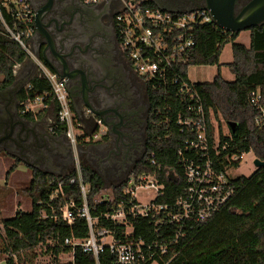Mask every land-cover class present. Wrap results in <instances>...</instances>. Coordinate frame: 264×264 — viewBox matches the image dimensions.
<instances>
[{
    "label": "built area",
    "instance_id": "1",
    "mask_svg": "<svg viewBox=\"0 0 264 264\" xmlns=\"http://www.w3.org/2000/svg\"><path fill=\"white\" fill-rule=\"evenodd\" d=\"M104 0H83L87 4H96ZM114 23L118 41L132 69L152 87L162 88L163 98L170 95L172 89L180 106L174 116V123L187 137L177 148L178 162L182 166V189L171 203L157 201L164 193V183L158 177L161 166L155 159L154 152L149 153L147 161L155 167L152 172L134 173L132 169L125 176L122 193L126 199L114 201L113 196L93 198V204L103 201L109 203L110 209L103 213L106 220L123 226L117 235L114 230L96 227L97 217H91L87 201L89 186L83 181L81 158L78 149L91 139H96L100 130L84 131L80 119L72 112L68 91L64 80L50 70L33 54L30 40L34 31L33 11L27 0H0V26L6 36L17 42L35 67L31 76L43 79L49 85V103L44 96L26 99L20 103V112L36 114L39 110L54 111L49 119L48 131L53 135L63 134L73 151V166L62 177L72 171L75 177H69V183H78L83 199L77 208L78 217L85 218L89 229L86 238L67 236L40 242L32 247L9 252L15 264L18 254L31 256V264H73L74 251L78 247L82 252L91 254L95 264L99 263L100 253L107 251L115 264H142L155 253L167 254L170 248L195 227L211 219L220 211L235 192L232 179L237 176L234 171L239 167L244 154L252 151L228 152V140L221 141L222 136L232 139V132L223 133L219 129L217 118L211 108H206L200 95L194 90V82L183 79L178 68L185 63L186 55L195 45L194 29L196 26L211 24L220 29L205 9L187 12H173L159 8L145 0H125L114 14ZM221 31L228 33L222 29ZM232 34V33H228ZM30 80L25 88H30ZM248 105L255 111L254 124L264 127V84L252 86L246 93ZM40 107V108H38ZM173 110L166 106L165 120L170 122L167 112ZM160 110H156V115ZM228 126V125H227ZM81 137V138H80ZM254 160V159H253ZM233 163H238L235 167ZM253 163V162H252ZM256 169L254 165L253 171ZM58 189L49 196L62 195V182ZM98 194V193H97ZM95 196H97L95 194ZM73 201H67L58 208L56 220L71 226L75 215ZM54 213V209L51 206ZM47 215L41 210L40 217ZM129 218H145L152 223L155 235L150 241L134 235ZM169 228L168 238L161 236V228ZM69 249L64 250V247ZM61 248L57 253L55 249Z\"/></svg>",
    "mask_w": 264,
    "mask_h": 264
},
{
    "label": "trees",
    "instance_id": "2",
    "mask_svg": "<svg viewBox=\"0 0 264 264\" xmlns=\"http://www.w3.org/2000/svg\"><path fill=\"white\" fill-rule=\"evenodd\" d=\"M3 31L0 26V89L15 80L14 66L21 64L26 56L20 45ZM248 32L249 43L245 45L236 41V33H225L209 23L196 26L195 45L188 51L186 61L180 65L178 72L183 79H187L186 74L191 66L219 65L222 50L230 43L232 61L227 66L234 75L233 81H227L218 73L211 82H194L193 88L200 95L204 106L211 108L216 117H221L226 123L236 124L237 128L232 133L231 140L228 137L221 138V141L228 140V152L252 151L255 158L264 161V127L258 129L255 126V111L250 108L246 98V93L252 86L264 84V24L253 26ZM145 84L150 105L147 138L144 154L135 163L132 172L137 174L155 170L147 161L149 153L154 152L155 159L161 166L158 177L164 183V193L157 201L171 203L182 189L183 170L178 162L177 148L187 134L180 132L174 123V116L180 106L173 94L175 89L164 99L162 88L152 87L148 82ZM49 90L46 81L33 78L30 80V88L22 87L17 98L24 101L43 95L45 102L49 103ZM166 106L173 109L167 112L171 118L170 122L165 120L166 111L163 110ZM53 107L56 111L57 107L54 104ZM156 110H160L158 115ZM41 111L35 115L30 112L23 115L34 119L36 115L41 116ZM20 163L22 162L19 159H15L8 167L4 184ZM80 165L83 181L90 189L87 201L91 217H97L96 227H106L120 235L123 226L114 224L102 216L111 205L106 201L100 204L92 202V196L98 193L102 185L101 176L82 158ZM237 165L238 163H233V166ZM71 176L75 177L73 171L62 177L31 168L30 182L20 189L22 195L31 199L30 211H17L14 216L0 221V252L5 255L7 264H15L8 256L9 252H18L20 249L55 238L62 241L67 236L86 238L89 235L85 218L77 215L76 210L82 206L83 199L78 183H69ZM58 181L62 182L63 193L49 202V196L58 189ZM232 181L235 192L220 211L179 239L167 254L155 253L142 264H264V167L256 168L249 175H237ZM124 186V179L113 185L111 195L114 201L126 199L122 193ZM70 200L75 205L71 208L75 219L73 224L68 226L54 217L59 214L58 208ZM41 210L47 215L45 218L40 217ZM129 221L136 237L146 241L155 237L152 223L148 219L129 218ZM170 229L171 227L161 228V236L168 238ZM60 249H55V253ZM63 249L69 248L65 246ZM17 256L18 263L31 264V256ZM99 263L115 264L107 251L100 253ZM73 264H95V260L91 254L76 247Z\"/></svg>",
    "mask_w": 264,
    "mask_h": 264
},
{
    "label": "flooded vegetation",
    "instance_id": "3",
    "mask_svg": "<svg viewBox=\"0 0 264 264\" xmlns=\"http://www.w3.org/2000/svg\"><path fill=\"white\" fill-rule=\"evenodd\" d=\"M27 1L33 11V54L64 80L72 112L91 132L100 130L96 139L82 146L84 162L100 176L107 173L112 180L121 182L144 154L150 109L146 84L132 69L116 33L114 14L125 0L96 4L83 0ZM145 1L186 12L215 0ZM250 1L235 0L233 15H238ZM30 62L25 58L20 65L28 63L31 71ZM17 95H0V117L6 111L13 120L19 117L24 118L23 122L38 121L37 127L49 132L44 124L49 123L55 111L47 121L27 118L20 112ZM27 125L23 123L24 128ZM8 132L7 128L0 130V152L24 163L46 164L45 158L26 141V133L19 136L24 139L19 142L15 132L7 137ZM71 160V155H66L63 162L70 164Z\"/></svg>",
    "mask_w": 264,
    "mask_h": 264
},
{
    "label": "water",
    "instance_id": "4",
    "mask_svg": "<svg viewBox=\"0 0 264 264\" xmlns=\"http://www.w3.org/2000/svg\"><path fill=\"white\" fill-rule=\"evenodd\" d=\"M234 3L235 0H215L211 3L208 2V5L201 7L200 9L207 10L209 12V15L211 16L212 21L220 29L228 33L238 34L240 31L249 30V28L253 26L264 24V0H251L236 16L233 15ZM156 6L161 8L157 4ZM165 10L180 12L170 9ZM30 64L32 65L33 70L29 71L22 79L15 77V80L9 86L0 90V95H13V98L15 97L19 90L29 82L32 74L35 71L33 63L30 62ZM16 66L17 65L14 66V74ZM8 113L9 112L4 111V113L2 112L1 114L0 130L7 128L9 131L7 137H11L12 132H15L17 134L16 136L19 142H22L24 140H21L19 136L22 133H26V141L31 144L32 150L36 151L38 155L43 156L46 160L45 165L32 164L27 162L25 164L45 172H50L57 176L64 175L67 171L66 167L68 165L64 164V157L66 155H71L73 160V151L65 136L63 134L53 135L47 131L40 129L39 127H37L38 121L23 122L24 118L22 119L19 117L13 120L14 118H11ZM25 122L28 123L26 128L23 127V123ZM227 125L230 131L234 133L237 128L236 124L233 122H229L227 123ZM78 151L81 155L82 147H80ZM253 163L256 168L264 167V161L258 158H254Z\"/></svg>",
    "mask_w": 264,
    "mask_h": 264
},
{
    "label": "rangeland",
    "instance_id": "5",
    "mask_svg": "<svg viewBox=\"0 0 264 264\" xmlns=\"http://www.w3.org/2000/svg\"><path fill=\"white\" fill-rule=\"evenodd\" d=\"M236 41L244 43L245 45H248L249 43V32L247 30L240 31L238 33V36L236 38ZM232 61V50L230 43L226 44L222 50V53L219 58V65H201V66H191L188 68V78L192 82H211L214 77L220 73V75L226 79L227 81H233L234 75L230 72L228 69L227 64ZM26 65L28 63L18 65L15 68V76L19 79H22L26 76V74L29 72ZM1 79V77H0ZM40 108V107H38ZM41 111V110H39ZM43 111V110H42ZM41 111V116H35L39 119H44L47 121L49 118L52 117V110L49 109L48 112ZM82 124L84 127V131L91 133V131L86 127V124ZM217 123L219 126V129L222 130L223 133H227L229 131V128L227 126V123L221 118H217ZM48 122L44 124V127H48ZM84 154L80 155V158L83 159ZM255 156L253 153L244 154L242 161L239 164V167L236 171H234V174L236 175H249L252 173L254 169V163L253 159ZM73 161H71L69 165V168L73 166ZM10 160L6 157H0V221L4 219L5 217H11L14 215V209L17 207L16 201L18 200L21 203L20 211H29L31 209V199L22 195L20 193V189L26 187L28 184L27 182V167L24 164H19V167L17 168L18 172H14L12 174V182L11 185L7 182L4 184V175L6 172V169L10 165ZM22 162V161H21ZM18 174H25L24 176H19ZM17 176V177H16ZM102 178V185L98 191L97 196H92L93 198L100 197H108L111 196V189L113 185H116L118 183V180H112L107 173L101 174ZM15 192V193H12ZM12 193L11 195H9ZM7 195V196H5ZM17 196V197H16ZM5 255L0 252V264H7L4 260ZM50 264H55L54 261H52ZM151 264H157L156 262H152Z\"/></svg>",
    "mask_w": 264,
    "mask_h": 264
},
{
    "label": "crops",
    "instance_id": "6",
    "mask_svg": "<svg viewBox=\"0 0 264 264\" xmlns=\"http://www.w3.org/2000/svg\"><path fill=\"white\" fill-rule=\"evenodd\" d=\"M47 112V111H46ZM0 157H6L7 159H9L11 162H10V165L8 166V167H10L12 164H13V162H14V159L11 157V156H6V155H4L3 153H1L0 152ZM21 164V163H20ZM22 164H24L26 167H27V173H29L28 175H27V182L29 183L30 182V180H31V168H33V167H31V166H29V165H27V164H25L24 162H22ZM19 167V165H17V167H16V169L14 170V171H12L11 172V174H10V176H9V179H8V183L11 185V182H12V180H13V176H12V174L14 173V172H18V170H17V168ZM67 170L69 169V165H67ZM8 169V168H7ZM6 169V170H7ZM48 170V169H47ZM50 173V172H49ZM52 174V173H51ZM19 176H24L25 174H18ZM54 175V174H53ZM57 176V175H56ZM17 177V176H16ZM27 183V184H28ZM12 193H15V192H12ZM12 193H10L9 195H11ZM5 196H7V195H5ZM17 197V196H16ZM16 203H17V207L14 209V212L16 213L17 211H20V206H21V203L17 200L16 201ZM22 211V210H21ZM30 211V210H29ZM23 212H26V211H23ZM14 213V214H15ZM12 216H14V215H12ZM11 216V217H12ZM5 218H9V217H5Z\"/></svg>",
    "mask_w": 264,
    "mask_h": 264
}]
</instances>
